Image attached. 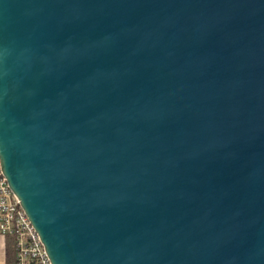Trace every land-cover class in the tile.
Segmentation results:
<instances>
[{
	"label": "water",
	"instance_id": "1",
	"mask_svg": "<svg viewBox=\"0 0 264 264\" xmlns=\"http://www.w3.org/2000/svg\"><path fill=\"white\" fill-rule=\"evenodd\" d=\"M0 159L52 264H264V0H0Z\"/></svg>",
	"mask_w": 264,
	"mask_h": 264
},
{
	"label": "built area",
	"instance_id": "2",
	"mask_svg": "<svg viewBox=\"0 0 264 264\" xmlns=\"http://www.w3.org/2000/svg\"><path fill=\"white\" fill-rule=\"evenodd\" d=\"M0 237L10 241L14 264H52L40 236L5 178L1 159Z\"/></svg>",
	"mask_w": 264,
	"mask_h": 264
},
{
	"label": "crops",
	"instance_id": "3",
	"mask_svg": "<svg viewBox=\"0 0 264 264\" xmlns=\"http://www.w3.org/2000/svg\"><path fill=\"white\" fill-rule=\"evenodd\" d=\"M0 264H14V252L12 250V247L10 246V241L3 239L1 237H0Z\"/></svg>",
	"mask_w": 264,
	"mask_h": 264
},
{
	"label": "trees",
	"instance_id": "4",
	"mask_svg": "<svg viewBox=\"0 0 264 264\" xmlns=\"http://www.w3.org/2000/svg\"><path fill=\"white\" fill-rule=\"evenodd\" d=\"M10 248V247H9ZM10 250V249H9Z\"/></svg>",
	"mask_w": 264,
	"mask_h": 264
}]
</instances>
